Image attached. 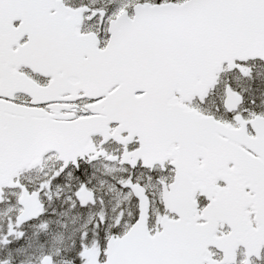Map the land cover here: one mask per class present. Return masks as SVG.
<instances>
[{"label":"snow or ice","instance_id":"obj_1","mask_svg":"<svg viewBox=\"0 0 264 264\" xmlns=\"http://www.w3.org/2000/svg\"><path fill=\"white\" fill-rule=\"evenodd\" d=\"M0 264H264V0H0Z\"/></svg>","mask_w":264,"mask_h":264}]
</instances>
